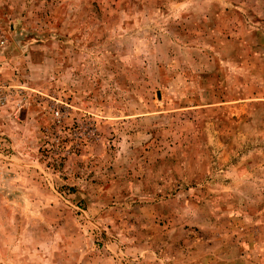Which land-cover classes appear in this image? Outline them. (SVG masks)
<instances>
[{
	"label": "rangeland",
	"instance_id": "obj_1",
	"mask_svg": "<svg viewBox=\"0 0 264 264\" xmlns=\"http://www.w3.org/2000/svg\"><path fill=\"white\" fill-rule=\"evenodd\" d=\"M0 264H264V0H0Z\"/></svg>",
	"mask_w": 264,
	"mask_h": 264
}]
</instances>
